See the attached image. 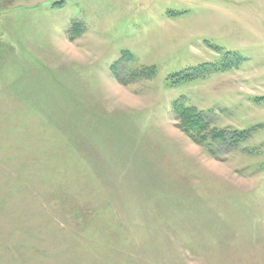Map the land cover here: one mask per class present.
Returning a JSON list of instances; mask_svg holds the SVG:
<instances>
[{"label":"rangeland","instance_id":"obj_1","mask_svg":"<svg viewBox=\"0 0 264 264\" xmlns=\"http://www.w3.org/2000/svg\"><path fill=\"white\" fill-rule=\"evenodd\" d=\"M262 96L264 0H0V264H264Z\"/></svg>","mask_w":264,"mask_h":264},{"label":"trees","instance_id":"obj_2","mask_svg":"<svg viewBox=\"0 0 264 264\" xmlns=\"http://www.w3.org/2000/svg\"><path fill=\"white\" fill-rule=\"evenodd\" d=\"M75 25L71 29V33L75 36L77 32L74 31V27H77L78 23H74ZM78 28V27H77ZM72 35V36H73ZM227 67L226 64L220 66L219 69H225ZM150 68V67H147ZM152 68V67H151ZM113 72L116 77L123 81V83H128L130 79L134 78L130 76L129 80H125V78L121 77L120 71L115 70V65L113 66ZM216 68V65L210 62L202 63L196 67H192L189 70L181 73H176L171 75L172 83L180 82V81H189L199 76H205L209 72L219 70ZM144 70V69H142ZM124 72V71H123ZM125 73V72H124ZM125 74H128L127 72ZM135 74V73H134ZM264 100V96L256 97L255 101ZM173 114L176 119V124L179 128L189 133V135L196 141H203L204 145H207L209 151L211 153L214 152L215 149L219 147V145L224 144L226 142L233 143L235 141H240L243 138L248 137L249 130L247 129H217V128H209V125L212 123L211 116L209 112L204 109H199L196 106H187L183 105L180 100H176L173 103Z\"/></svg>","mask_w":264,"mask_h":264}]
</instances>
